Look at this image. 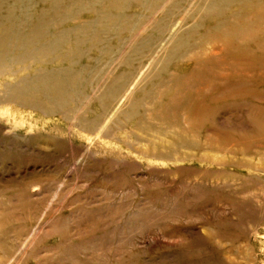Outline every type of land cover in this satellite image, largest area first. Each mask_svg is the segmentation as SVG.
<instances>
[{
  "label": "rangeland",
  "instance_id": "1",
  "mask_svg": "<svg viewBox=\"0 0 264 264\" xmlns=\"http://www.w3.org/2000/svg\"><path fill=\"white\" fill-rule=\"evenodd\" d=\"M259 24V62L234 61L245 72L223 71L227 83L205 77L208 105L191 119L177 109L173 126L148 100L111 137L0 104V264H264ZM40 66L15 63L0 84Z\"/></svg>",
  "mask_w": 264,
  "mask_h": 264
},
{
  "label": "bare ground",
  "instance_id": "2",
  "mask_svg": "<svg viewBox=\"0 0 264 264\" xmlns=\"http://www.w3.org/2000/svg\"><path fill=\"white\" fill-rule=\"evenodd\" d=\"M262 21L264 0H0V75L41 64L0 84V104L111 137L148 100L173 126L177 109L191 119L208 105L205 77L227 83L229 69L245 72L234 61L259 62L253 25Z\"/></svg>",
  "mask_w": 264,
  "mask_h": 264
}]
</instances>
